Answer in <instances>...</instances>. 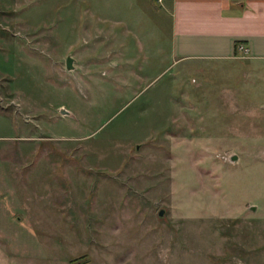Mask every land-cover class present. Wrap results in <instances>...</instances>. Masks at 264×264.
Wrapping results in <instances>:
<instances>
[{"label":"rangeland","instance_id":"rangeland-1","mask_svg":"<svg viewBox=\"0 0 264 264\" xmlns=\"http://www.w3.org/2000/svg\"><path fill=\"white\" fill-rule=\"evenodd\" d=\"M159 3L0 0V264H264V70Z\"/></svg>","mask_w":264,"mask_h":264},{"label":"crops","instance_id":"crops-1","mask_svg":"<svg viewBox=\"0 0 264 264\" xmlns=\"http://www.w3.org/2000/svg\"><path fill=\"white\" fill-rule=\"evenodd\" d=\"M159 4L168 21L167 43L174 61L239 58L253 70H264V0H160Z\"/></svg>","mask_w":264,"mask_h":264},{"label":"water","instance_id":"water-1","mask_svg":"<svg viewBox=\"0 0 264 264\" xmlns=\"http://www.w3.org/2000/svg\"><path fill=\"white\" fill-rule=\"evenodd\" d=\"M72 61H73V58L69 55L65 56V68L66 69H71L72 68ZM61 113H65L66 111L61 109L60 110ZM232 159H236V156H233ZM255 206H252V208L254 209ZM161 210L159 211V215L161 214Z\"/></svg>","mask_w":264,"mask_h":264},{"label":"built area","instance_id":"built-area-1","mask_svg":"<svg viewBox=\"0 0 264 264\" xmlns=\"http://www.w3.org/2000/svg\"><path fill=\"white\" fill-rule=\"evenodd\" d=\"M157 2H159L160 0H156ZM240 49H242L244 52H246L247 51V49L246 48H244V47H240Z\"/></svg>","mask_w":264,"mask_h":264}]
</instances>
